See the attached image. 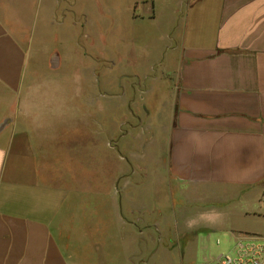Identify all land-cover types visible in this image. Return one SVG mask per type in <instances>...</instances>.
Returning a JSON list of instances; mask_svg holds the SVG:
<instances>
[{"label": "crops", "instance_id": "obj_1", "mask_svg": "<svg viewBox=\"0 0 264 264\" xmlns=\"http://www.w3.org/2000/svg\"><path fill=\"white\" fill-rule=\"evenodd\" d=\"M83 2L0 0V264L79 259L73 246L81 239L71 242L64 211L69 194L46 184L39 159L43 146L46 155L67 149L53 135L57 127L41 118L39 100L25 95L31 77L63 69L59 54H49L48 29L86 22ZM131 9L132 23L161 29L163 42L172 45L163 52V80L170 81L174 117L167 195L158 209L163 221L150 223V206L136 216L129 199L119 204L117 192L113 228L121 227L123 210L129 235L138 229L144 235L133 222L139 218L170 238L167 247L181 262L208 264L217 256L215 239L220 245L223 237L264 238V0H133ZM55 88L36 89L46 92L47 107L58 105ZM120 264L137 263L126 255Z\"/></svg>", "mask_w": 264, "mask_h": 264}, {"label": "rangeland", "instance_id": "obj_2", "mask_svg": "<svg viewBox=\"0 0 264 264\" xmlns=\"http://www.w3.org/2000/svg\"><path fill=\"white\" fill-rule=\"evenodd\" d=\"M132 1L84 0L86 22L48 29L53 35L49 54H59L63 69L57 76L31 77L32 90L25 95L32 102L39 100L41 118L57 127L53 135L67 149L64 155H46L43 146L39 159L46 184L69 194L64 211L73 232L71 242L81 239L73 246L77 264H120L126 255L137 264H185L167 247L170 238L159 236L155 228L148 230L139 218L133 222L144 235L139 229L129 235L123 210L121 227L113 228L117 192L119 204L129 199L136 216L150 206L155 211L150 223L163 221L158 209L167 195L165 159L174 117L170 81L163 80L168 76L163 52L172 45L163 42L161 29L132 23ZM171 78L175 81L174 75ZM47 83L56 86L54 107L45 104V91L36 92ZM220 240V245L214 240L216 258L235 244Z\"/></svg>", "mask_w": 264, "mask_h": 264}, {"label": "built area", "instance_id": "obj_3", "mask_svg": "<svg viewBox=\"0 0 264 264\" xmlns=\"http://www.w3.org/2000/svg\"><path fill=\"white\" fill-rule=\"evenodd\" d=\"M208 264H264V238L237 239L229 253L219 255Z\"/></svg>", "mask_w": 264, "mask_h": 264}]
</instances>
